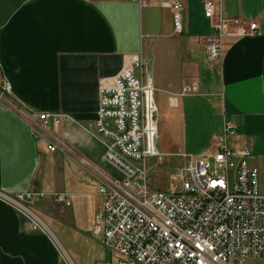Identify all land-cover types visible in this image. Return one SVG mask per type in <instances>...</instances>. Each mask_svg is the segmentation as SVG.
<instances>
[{"label":"crops","instance_id":"0c3cea01","mask_svg":"<svg viewBox=\"0 0 264 264\" xmlns=\"http://www.w3.org/2000/svg\"><path fill=\"white\" fill-rule=\"evenodd\" d=\"M147 1L0 0V91L1 82L9 83L0 98L1 193H34L25 200L30 208L34 200L67 192L68 204L57 201L63 219L77 231L87 226L81 223L82 213L92 224L101 200L94 191L96 170L115 172L102 158L103 143L93 126L98 85L109 82L134 53L145 65L142 79L152 87L157 116L172 109L161 117V132L156 116V146L158 140H179L180 128L185 139L181 88L188 83L195 85V93L206 88L217 98L221 117L201 152L211 150L223 122L232 123L234 133L226 141L249 148V161L257 167L258 186L264 192V0H217V14L256 20L257 27L249 34H221L216 64L208 63L203 50L212 26L202 0H178V32L173 31L171 8L165 3L171 0ZM20 104L63 111L70 119L34 136L15 110ZM49 142L62 149L48 150ZM157 148L181 158L185 154L165 150L162 144ZM49 231L33 228L0 194V264H63L62 246ZM99 260L105 259L91 264Z\"/></svg>","mask_w":264,"mask_h":264},{"label":"built area","instance_id":"2783aa9c","mask_svg":"<svg viewBox=\"0 0 264 264\" xmlns=\"http://www.w3.org/2000/svg\"><path fill=\"white\" fill-rule=\"evenodd\" d=\"M165 3L171 8L173 31L178 32L180 3ZM202 9L212 26L203 47L209 64L220 61L221 34H249L257 27L256 20L217 14V0H202ZM141 67V56L130 54L109 82L98 85L93 126L103 143L102 158L115 174L100 170L95 174L94 191L101 200L92 214L91 234L110 257L94 264H229L242 263L247 257H258L264 264V192L258 186L257 167L249 161V148L226 141L234 133L232 123H222L210 151L196 157L182 154L184 164L175 165L168 174L174 181L170 186L160 188L148 182L147 158L161 163L169 154L156 146L152 87L134 73ZM189 88L194 90L195 85L185 84L180 92ZM8 91L9 83L1 82L0 98ZM15 110L34 136L52 123L70 119L63 111L33 110L23 104ZM45 146L50 151L62 149L51 142ZM79 161L89 164L83 158ZM0 194L33 228L48 232L25 204L34 193ZM53 196L69 203L67 192ZM60 250L63 264H75Z\"/></svg>","mask_w":264,"mask_h":264},{"label":"rangeland","instance_id":"374dc122","mask_svg":"<svg viewBox=\"0 0 264 264\" xmlns=\"http://www.w3.org/2000/svg\"><path fill=\"white\" fill-rule=\"evenodd\" d=\"M142 70L136 68L134 73L138 77H143L145 73V65H142ZM190 87V83L186 84ZM196 90V89H194ZM194 90L187 89L179 96L182 97L184 103V115H185V139L183 140V128H180V139L170 142H161L158 140V146L162 144L163 149L172 151H182L187 155L196 157L202 154L201 144L207 138L212 128L216 126L218 120H220V112L217 106V98L208 94V90L205 88H199V91L195 93ZM172 109H169L171 111ZM169 111H159L157 116L158 129L161 132V125L165 114ZM163 115V116H162ZM182 127V125L180 124ZM164 130V128H162ZM165 136L168 137L170 130L166 128ZM171 135V134H170ZM169 141V140H168ZM161 142V143H160ZM157 146V147H158ZM177 152H171L170 155L161 163H156L147 158V180L156 187L164 188L170 186L174 181L168 178L169 172L175 165L184 164V158L179 157ZM111 174H115L111 173ZM176 183V182H175ZM95 186V185H94ZM27 203V202H26ZM34 206H30L33 212L46 223L48 228L53 232L54 236L62 246L63 250L75 264H91L94 259L102 258L108 259L110 252L105 248L93 235L91 234L92 224L88 223L86 215L82 213L83 220L81 219L84 229L77 231L75 227L70 226L69 220L63 219L62 207L60 203L52 199L40 198L33 201ZM48 216V217H47ZM50 217H59V219H51ZM81 218V217H80ZM58 220V221H53ZM84 222V223H83ZM44 223V224H45ZM89 226V227H88ZM75 228V229H74ZM48 234L51 232L48 230ZM229 264H263L258 257H247L242 263L230 262Z\"/></svg>","mask_w":264,"mask_h":264}]
</instances>
